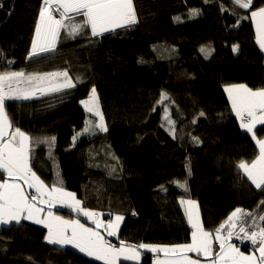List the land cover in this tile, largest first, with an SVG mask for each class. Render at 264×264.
Returning <instances> with one entry per match:
<instances>
[{"label": "trees", "instance_id": "1", "mask_svg": "<svg viewBox=\"0 0 264 264\" xmlns=\"http://www.w3.org/2000/svg\"><path fill=\"white\" fill-rule=\"evenodd\" d=\"M41 3L0 1V71L66 70L85 81L5 101L15 127L33 141L48 140L31 145L30 161L48 187L73 193L106 221L122 215L116 240L130 246L191 243L181 199L197 203L200 223L213 235L237 208L264 214V190L237 167L258 155L256 141L240 127L224 91L240 84L264 89V50L250 15L264 0H254L249 10L235 9L238 14L230 0H133L135 24L101 36L86 27L75 38L62 29L54 51L29 59ZM191 9L199 14L190 17ZM83 19L75 16L76 22ZM202 48L209 50L207 57ZM93 87L107 131L84 134L91 115L81 102ZM255 133L263 139L264 126ZM176 182H186V188ZM63 210L54 209L66 216ZM47 232L26 221L2 227L0 264H101L74 248L47 243ZM231 242L251 254L250 241ZM139 251V262L119 264H154V253Z\"/></svg>", "mask_w": 264, "mask_h": 264}, {"label": "snow or ice", "instance_id": "2", "mask_svg": "<svg viewBox=\"0 0 264 264\" xmlns=\"http://www.w3.org/2000/svg\"><path fill=\"white\" fill-rule=\"evenodd\" d=\"M231 3L234 6V14H238L235 13V9L249 10L254 0H231ZM221 10L227 11L223 5ZM56 13L59 14V18L56 17ZM71 14L82 15L84 19L82 22H76L75 16ZM198 14V9H191L189 12L190 17ZM250 15L256 25L257 43L264 50V6L252 10ZM176 19L179 20V17ZM136 22L133 0H42L28 58L32 59L54 51L62 29L69 38H75L86 27H90L92 36H97ZM236 51L237 47L234 46L233 52ZM201 52L206 57L209 54V50L204 48ZM2 55L3 53H0V56ZM8 63L10 65L13 61ZM51 77L64 79L53 81ZM74 86L66 70L46 74L0 71V225H9L12 221L19 225L22 219L42 224L48 229V234L45 236L47 243L61 247L71 245L79 252L103 261V264H119L121 260L138 262L141 256L139 249L153 253L171 252L177 256L172 264H202L200 259H191L187 253H196L197 257H203V264H264V223H261L264 222V215L257 217L240 208L234 210L227 220L216 228L213 235L200 223L199 213L195 211L196 202L181 199V205L189 206L185 210V215L192 228V239L191 243L175 245L171 248H159L143 243L139 246H130L124 241L116 247L105 239L100 231L86 227L78 219L65 220L50 211L41 216L40 213L44 212V208L40 207L41 204L47 205L51 202L55 205L56 202H60L62 206L87 217L96 224L97 228L103 227L109 236L116 235L115 230L118 229L119 222L124 219L122 215L117 214L105 225L99 220L97 213L83 208L81 201L76 200L72 193L64 192L56 184L48 188L30 164L31 145L34 142L48 143L47 138L33 141L32 137L12 124L5 110L6 100H28L36 91L41 93L60 91ZM224 90L228 93L232 112L240 121V127L252 135L258 148V155L250 163L241 161L237 167L243 171L252 185L264 190V139H257L254 131L258 124L264 125V89L253 90L240 84L225 87ZM165 98V94L162 93L161 100ZM81 103L86 111L100 116L101 123L96 127L101 131H107L103 117L98 111L95 87L92 88L89 99ZM165 111L167 113V109ZM200 115L203 116L204 113L201 112ZM165 119L170 126H174V121L167 115ZM88 123L86 121V125ZM193 123H196V120H193ZM12 128L15 130L9 131ZM85 131H89L88 127ZM169 131L174 135V127H170ZM51 139L54 141L55 137ZM193 140L199 143L198 138L193 137ZM20 181H23V184ZM176 183L179 187L186 188V182ZM25 186L34 190V194L26 192ZM261 204H264V201H261ZM233 237L242 243L245 240L250 241L252 254L243 253L231 242ZM214 243L219 245L218 251L214 249Z\"/></svg>", "mask_w": 264, "mask_h": 264}, {"label": "rangeland", "instance_id": "3", "mask_svg": "<svg viewBox=\"0 0 264 264\" xmlns=\"http://www.w3.org/2000/svg\"><path fill=\"white\" fill-rule=\"evenodd\" d=\"M0 1H2V0H0ZM231 1V0H230ZM55 15H58V16H56L57 18H59V14L58 13H56ZM71 15H74V16H76L75 14H71ZM241 20V19H240ZM257 20H259V17H257ZM254 26H255V31H256V25L254 24ZM62 31V30H61ZM256 33H257V31H256ZM60 35H61V33H60ZM102 34H100L99 36H101ZM58 42H60V36L58 37V39H57V42H56V44H58ZM109 45H112L113 47H118V46H115V45H113L112 43H108ZM260 47V46H259ZM119 49H121L120 47H118ZM262 50V49H261ZM68 73H69V71H68ZM69 76H70V78L72 79V81L74 82V84L76 85L77 83H79V82H85L83 79H78L76 76H74V75H72V74H70L69 73ZM51 80H53V81H56V80H60V81H62L64 78L63 77H60V78H55V77H53V78H50ZM78 80H80V81H78ZM226 87H229V86H226ZM73 88V87H72ZM69 89H71V88H69ZM225 89V88H224ZM63 90V89H62ZM61 91V90H60ZM225 91V90H224ZM47 92H49V91H46V92H44V93H41L40 91H37L36 93L38 94V95H43V94H45V93H47ZM53 92H57V91H53ZM91 92V91H90ZM226 93V92H225ZM90 94V93H89ZM89 94H88V96L83 100V101H87L88 99H89ZM96 96H97V101H98V104H97V107H98V111H99V113L102 115V117H103V114H102V111H101V108H100V105H99V99H98V94H97V92H96ZM7 102H12V101H17V100H6ZM81 105H82V107L85 109V107H84V105L81 103ZM88 112V111H87ZM90 115H91V118L88 120V124L84 127V129H83V133L84 134H93V133H95L96 131H98V130H100V128L99 127H96V125H98V124H100L101 123V120H100V116H98V115H95V114H93V113H91V112H88ZM239 121V120H238ZM239 123H240V121H239ZM103 124H104V126H105V122H104V118H103ZM264 125H257L256 126V129L257 128H259V127H263ZM86 127H88V129H89V131H85V128ZM106 127V126H105ZM12 130V129H11ZM255 131V130H254ZM257 139H260V138H258L257 137ZM264 139V138H263ZM45 184V183H44ZM46 185V184H45ZM47 186V185H46ZM48 187V186H47ZM48 188H51V187H48ZM64 191V190H63ZM64 192H68V191H64ZM68 193H70V192H68ZM73 194V193H72ZM59 202H56L55 203V205H53L51 202L50 203H48L47 205H43V204H41L40 205V207H42V208H44V212L45 213H47L48 211H50L49 210V208H57L58 207V204ZM182 206V208H183V210L185 211L189 206L187 205V204H185V205H181ZM195 211H197L198 212V207H197V203H196V208H195ZM79 213V212H78ZM261 215H264V214H261ZM260 216V215H259ZM259 216H257V217H259ZM188 218V217H187ZM114 219V217H112L110 220H113ZM99 220L100 221H103V223L106 225L107 223H108V221H106V220H104V218H102V215H100V218H99ZM122 223H123V220L121 221V222H119V227H118V229H116L115 231H116V235H113V236H109L108 234H107V232L104 230V228L103 227H101V228H97V226L95 227V229H98L99 231H100V233H101V235L105 238V239H107V240H109V239H111V240H115L116 239V237H117V235H118V233H119V229L121 228V226H122ZM13 224H15V225H17L16 223H15V221H12V223H10L9 225H3L2 227H4V226H10V225H13ZM33 224V223H32ZM36 225V224H35ZM1 227V228H2ZM0 228V229H1ZM106 233V235L102 232V230ZM148 245H153V246H157V247H159V248H164V247H167V248H171V247H173V246H175V245H168V244H165V245H163V244H148ZM215 245V244H214ZM117 247H119V246H117ZM72 248V247H71ZM75 249V248H74ZM76 251H78L77 249H75ZM79 252V251H78ZM147 252H148V250H147ZM150 252V251H149ZM159 252V251H158ZM80 253V252H79ZM140 253H141V255H142V251H140ZM151 253V252H150ZM153 253V252H152ZM140 258H141V256H140ZM190 258H192V256L190 257ZM121 261H123V260H121ZM120 261V262H121ZM155 260H153V262H154ZM169 261H170V258H167V257H163V256H158L157 257V259H156V261L154 262V264H164V262H167V264H169ZM96 262H99V263H101V264H103V261H99V260H97ZM129 262H134V261H129Z\"/></svg>", "mask_w": 264, "mask_h": 264}, {"label": "crops", "instance_id": "4", "mask_svg": "<svg viewBox=\"0 0 264 264\" xmlns=\"http://www.w3.org/2000/svg\"><path fill=\"white\" fill-rule=\"evenodd\" d=\"M9 131H14V130H11V129H9ZM6 139H7V137H6ZM23 181H20V183L21 184H23L22 183ZM27 189V187L25 188V191L26 192H29V190H26ZM68 193V192H67ZM73 196L75 197V199L76 200H78L77 199V197L73 194ZM54 208H49V210H50V212H52L53 214H55V215H58V216H62L63 217V219H65V220H72V219H78V218H76V216L75 217H67V216H64V215H62L60 212H58V211H54L53 210ZM49 212V211H48ZM47 213H45V212H42V213H40V215L41 216H44V215H46ZM81 223H83L86 227H92V228H94L95 229V226H96V224H93L87 217H85V216H83V215H81V217H79V219H78ZM21 221H26V222H29V223H33L31 220H24V219H22ZM12 223V222H11ZM33 224H36V225H38V226H42V227H44L42 224H37V223H33ZM3 225H0V228L2 227ZM45 228V227H44ZM47 229V228H46ZM96 230H98V229H96ZM47 231H48V229H47ZM99 231V230H98ZM47 234H48V232H47ZM63 247H72L71 245H64ZM73 248V247H72ZM76 249V248H75ZM78 250V249H77ZM79 251V250H78ZM81 253V252H80ZM82 255H84L85 257H89L90 259H92V260H95V261H97L94 257H91V256H87V255H85L84 253H81ZM246 254V253H245ZM251 254H252V252H251ZM188 255V254H187ZM246 255H248V254H246ZM158 256H163V257H167V258H170V261H169V264H172V262L174 261V260H176L177 259V256H175V255H173L171 252H169V253H167V254H165L164 252H155L154 253V259L153 260H155L156 261V259H157V257ZM189 256V258L192 256V255H188ZM191 259H199L198 257H196V256H192V258ZM201 261H202V264H203V261L204 260H202V259H200ZM124 261V260H123ZM139 261H140V259H139ZM138 261V262H139ZM154 261V262H155ZM134 262H136V261H134Z\"/></svg>", "mask_w": 264, "mask_h": 264}, {"label": "bare ground", "instance_id": "5", "mask_svg": "<svg viewBox=\"0 0 264 264\" xmlns=\"http://www.w3.org/2000/svg\"><path fill=\"white\" fill-rule=\"evenodd\" d=\"M80 81V80H79ZM64 214L67 216V217H75V214L69 210H66L64 209Z\"/></svg>", "mask_w": 264, "mask_h": 264}, {"label": "clouds", "instance_id": "6", "mask_svg": "<svg viewBox=\"0 0 264 264\" xmlns=\"http://www.w3.org/2000/svg\"><path fill=\"white\" fill-rule=\"evenodd\" d=\"M57 205H58L57 208H62V209H66V210H69V211L73 212L69 207L62 206L60 202H59ZM73 213H74V212H73ZM45 229H46V228H45ZM46 230H47V229H46Z\"/></svg>", "mask_w": 264, "mask_h": 264}, {"label": "built area", "instance_id": "7", "mask_svg": "<svg viewBox=\"0 0 264 264\" xmlns=\"http://www.w3.org/2000/svg\"><path fill=\"white\" fill-rule=\"evenodd\" d=\"M29 192L34 194V190H32V189H29ZM108 241L111 242L114 246H116V244L113 243L111 240H108ZM116 247H117V246H116Z\"/></svg>", "mask_w": 264, "mask_h": 264}, {"label": "water", "instance_id": "8", "mask_svg": "<svg viewBox=\"0 0 264 264\" xmlns=\"http://www.w3.org/2000/svg\"><path fill=\"white\" fill-rule=\"evenodd\" d=\"M113 243L117 244V245H120V242L117 241L116 239L115 240H112Z\"/></svg>", "mask_w": 264, "mask_h": 264}, {"label": "flooded vegetation", "instance_id": "9", "mask_svg": "<svg viewBox=\"0 0 264 264\" xmlns=\"http://www.w3.org/2000/svg\"><path fill=\"white\" fill-rule=\"evenodd\" d=\"M60 246V245H59ZM61 247V246H60Z\"/></svg>", "mask_w": 264, "mask_h": 264}]
</instances>
